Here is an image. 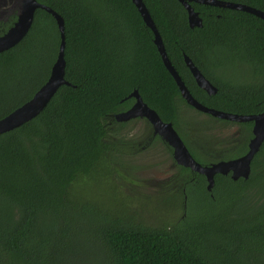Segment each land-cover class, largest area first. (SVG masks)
<instances>
[{
	"label": "trees",
	"instance_id": "trees-1",
	"mask_svg": "<svg viewBox=\"0 0 264 264\" xmlns=\"http://www.w3.org/2000/svg\"><path fill=\"white\" fill-rule=\"evenodd\" d=\"M37 1L63 17L70 84L60 85L36 116L0 133V264H71L84 256L90 264H264V140L247 179L217 173L210 191L204 175L175 164L165 186L183 213L171 227L144 223L123 202L106 207L75 195L74 186L109 174L144 144L127 140L128 122L114 117L132 105L135 89L202 164L245 154L253 122L217 118L182 98L132 0ZM142 1L197 101L237 114L264 110V20L191 2L202 25L190 27L178 0ZM226 1L264 11V0ZM59 43L55 19L37 8L26 35L0 52V119L47 80ZM184 54L216 93L197 85ZM197 114L203 117L194 122ZM221 123L237 124L239 133L226 142L214 136ZM151 141L172 158L160 136Z\"/></svg>",
	"mask_w": 264,
	"mask_h": 264
},
{
	"label": "water",
	"instance_id": "water-1",
	"mask_svg": "<svg viewBox=\"0 0 264 264\" xmlns=\"http://www.w3.org/2000/svg\"><path fill=\"white\" fill-rule=\"evenodd\" d=\"M17 7V18L13 25L0 36V52L11 48L17 44L28 32L34 18V12L41 8L49 12L56 21L60 34V43L56 59L51 66L50 74L47 80L34 92L32 97L22 105L11 111L9 114L0 119V133L11 130L22 123L36 116L48 103L50 98L62 84H70L64 77L65 59H64V20L63 17L52 9L50 6L37 0H11ZM187 12V20L190 27H200L202 25L201 17L198 12L191 6V2H197L212 6L231 8L251 13L264 20V11L247 4L226 1V0H178ZM137 8L144 23L153 32V42L160 54L162 62L168 72L173 77L179 88L182 98L195 109L208 113L217 118L245 122L252 121V138L248 143V150L242 156L229 160H219L210 164H202L196 160L183 139L175 130L171 122L161 120L157 112L150 108L141 98L137 89L133 90L128 97L134 98V103L126 111H121L114 115L117 121H126L131 118L144 117L151 125L154 135L160 136L172 148V156L175 164L189 168L193 172L200 173L206 178V189L210 191L214 185V175L219 173L223 175L230 174L232 179L242 177L247 179L250 174V164L255 153L259 150L264 140V110L257 114H237L225 112L222 110L207 107L197 101L189 92L176 69L167 57L161 36L142 0H132ZM184 61L189 68L197 85L206 91L207 94H214L217 88L212 84L200 69L193 63L191 58L184 54Z\"/></svg>",
	"mask_w": 264,
	"mask_h": 264
},
{
	"label": "rangeland",
	"instance_id": "rangeland-1",
	"mask_svg": "<svg viewBox=\"0 0 264 264\" xmlns=\"http://www.w3.org/2000/svg\"><path fill=\"white\" fill-rule=\"evenodd\" d=\"M202 117L203 115L197 114L193 116V121ZM127 125V140L134 139L137 144H145L151 127L143 119ZM212 133L226 142L239 133L238 125L217 124ZM144 144L133 153L128 150L127 154L119 158L120 161L113 164L115 168L110 166L109 174L104 172V175L88 176L87 184L83 180L76 188L74 186L75 195L83 196L81 198L87 195L89 200L93 196L106 207L118 206L123 202L128 205L129 211L138 213V218L140 214L144 223L171 227L179 221L177 218L179 219L183 213L178 206L174 207L173 200L169 197L170 187L165 188L166 181L176 172L175 162L161 144L153 143L148 146ZM84 226L89 230L87 224ZM87 236L90 237V231H87ZM83 248L87 249V241ZM84 259L74 257L71 264H90L86 261V256Z\"/></svg>",
	"mask_w": 264,
	"mask_h": 264
},
{
	"label": "flooded vegetation",
	"instance_id": "flooded-vegetation-1",
	"mask_svg": "<svg viewBox=\"0 0 264 264\" xmlns=\"http://www.w3.org/2000/svg\"><path fill=\"white\" fill-rule=\"evenodd\" d=\"M16 14H17V7L15 6V4H13V1H11V0H0V36L2 34H4L13 25V23L16 21V18H17ZM133 103H134V101H133ZM124 111H126V110H124ZM139 119H143L149 125V127H151L150 123L144 117L131 118V119H128L126 121L128 123H130L132 121H136ZM127 127H128V125H126L125 130H128ZM148 135H149L148 139H147V141H145L144 146H146V145L148 146L149 143L152 142L151 139L155 136L152 132V127H151V130H150ZM172 158H173V156H172ZM169 180H170V178L167 181H169ZM165 188H167V186H165Z\"/></svg>",
	"mask_w": 264,
	"mask_h": 264
}]
</instances>
